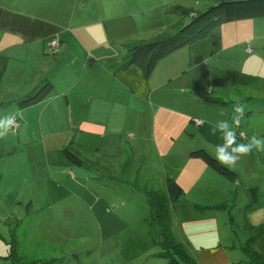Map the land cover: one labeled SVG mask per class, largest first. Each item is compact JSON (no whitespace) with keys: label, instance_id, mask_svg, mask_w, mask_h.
<instances>
[{"label":"rangeland","instance_id":"374dc122","mask_svg":"<svg viewBox=\"0 0 264 264\" xmlns=\"http://www.w3.org/2000/svg\"><path fill=\"white\" fill-rule=\"evenodd\" d=\"M132 1L0 0L2 9L58 28L54 39L33 42L0 31V72L5 69L0 100L6 104L0 120L11 115L17 125L0 138V264L20 263L9 256L11 239L15 240L13 228L19 229L15 244L22 262L172 264L168 253L180 252L184 255L180 264H264V192L249 202L242 200L241 194L246 195L242 184L250 180L240 170H235L233 182L224 178L231 191L221 199L231 202L220 207L223 210L212 211L213 205L180 218L171 208L167 232L172 239L154 232L146 190L166 194L165 180L171 176L165 175V169L172 171L173 157L180 160L177 152L187 134L174 137L172 130L180 127L181 117L176 114L165 120L160 110L152 139L148 136L152 105H146L143 112L142 102L133 100L131 109L142 115L132 152L126 133L121 139V117L126 116L128 98L121 81L133 83L136 72L123 77L124 70L115 64L125 56V45L150 42L166 33L159 27L175 19V8L196 14L220 0H182L174 9L159 6L158 10L149 7L151 0H134L141 5L138 12ZM120 5L123 12L116 11ZM189 19L185 17L181 25ZM256 20L262 33L260 46H245L259 57L246 63L251 70L262 64L264 69V17ZM51 40L56 42L53 47L48 44ZM227 55L220 64L223 72L241 70L243 65ZM238 60L243 62L244 56L239 54ZM42 81L55 87L46 100L22 114L7 113ZM236 95L245 97L246 90L240 88ZM135 128L131 126L132 131ZM22 132L25 140L17 143ZM121 141L127 149L123 154ZM64 148L75 159H67ZM7 159L15 163L10 165ZM259 166L264 174V163ZM250 178L264 184L259 172L250 173ZM205 183L214 193L208 199L218 198L219 182L207 178Z\"/></svg>","mask_w":264,"mask_h":264},{"label":"crops","instance_id":"0c3cea01","mask_svg":"<svg viewBox=\"0 0 264 264\" xmlns=\"http://www.w3.org/2000/svg\"><path fill=\"white\" fill-rule=\"evenodd\" d=\"M180 2L182 0H151L149 7L158 10L159 6L174 7L176 6L175 4ZM131 5L137 12L141 6L139 2L136 4L134 0ZM118 10L123 12L121 5L117 7L116 11ZM176 17L175 19L169 18L171 21L165 22L163 26L159 27L160 30H173L179 24V19L177 17V21ZM259 18L261 17L233 19L222 23L203 38L188 46L179 48L161 59L146 78H143L141 72L135 66H130L121 72L123 77L128 78L132 77L134 72H136L133 83L127 84L123 80L121 81V89L125 91L128 97L124 107L126 116L125 118L121 117V139L123 138L122 133H126L125 137L131 142L127 144L132 148V152L136 151L135 143L138 141L136 138L140 136L141 129L139 116L142 115V113H135L131 109L130 106L133 100L142 102L141 108L143 112L146 105H152L153 118L147 117L152 123L151 132L148 135H151L152 139H155L154 132L158 128L160 110H164L162 117L165 120L176 114L181 117L180 127L172 130V133L176 134L174 137L187 134L181 139L182 146L179 147L177 152L180 160L173 157L172 171L167 173V169H165V175L171 176L183 190L182 200L180 199V201L169 208V214L172 208L175 216L186 218L188 215L201 213L195 205L204 209L207 208L206 210H210L209 206L215 205L212 210L215 211L223 210L220 207H227L226 204L231 202L230 199L228 201L221 199L228 196L231 191V189L230 191L227 190L229 187L223 182L225 181L224 178L214 173L200 159H193L189 156L191 151L198 149L205 150L215 156V146L221 144L222 139L219 132L215 136L210 134V129L213 125L218 121H227L230 127L236 131L238 144L247 143L253 135L264 137V69L261 67L263 64L256 70L247 69L246 63L250 62L251 64V61L257 60L259 57L253 55L254 50L252 48V54L247 53L245 49L247 45L256 48L260 46L262 33H260L261 27L257 22L258 20H256ZM227 54H230L233 61L243 65L241 70L238 67L223 72L224 68L222 69L220 64L222 59L229 57ZM239 54H242V57L244 56L243 62L238 60ZM123 57L124 55H121V59L115 66L120 65ZM86 65L88 66L87 63ZM199 67H202V69L197 73ZM3 71H5L4 67L0 72V77ZM54 88L53 85V91ZM240 88L246 90L247 95H244L245 97L243 95L235 96V92L238 93ZM164 95H167V98ZM165 98L166 101L164 100ZM254 98L259 100L255 101ZM210 100H218L223 103ZM16 101L14 103L15 107H9L7 113L11 110H16L14 113L19 111L22 114L24 110L28 109H19ZM0 102H5V100H0ZM237 104L244 106V114L240 117L238 125L234 123V117L237 113L233 110ZM227 108L234 112L228 114ZM193 118L201 120L202 124L193 123ZM253 122L257 123L252 124ZM132 125H136L135 131L131 129ZM19 131L18 126L16 132L19 133ZM241 133L244 134V138ZM25 136L26 134L22 132L21 140L18 138L17 143L24 142ZM27 146L28 143H26L22 151L24 156ZM0 148H3V146H0ZM124 152H127V149L123 141H121V154ZM3 158L5 157H2L1 161ZM7 161L10 165L15 163L13 159H7ZM261 163H264V151L257 152L253 150L250 155L241 157L235 167L230 168L235 172L236 176L238 172L235 170H240V174L245 173L250 180L248 185L242 184L246 195H241L242 200L245 202L253 200V196L264 192V184L255 182L254 178H250V173L254 176L255 172H259L264 176L259 169ZM120 166L121 164H118V167ZM207 178L219 182L218 191L220 193L218 198L208 199L214 193L210 185L205 183ZM187 194L191 199L187 197ZM165 196L167 197L166 194ZM209 200H214V204L210 205L208 203ZM169 218L172 220L171 215ZM18 230L11 229V235L14 236L16 243Z\"/></svg>","mask_w":264,"mask_h":264},{"label":"trees","instance_id":"16d2710c","mask_svg":"<svg viewBox=\"0 0 264 264\" xmlns=\"http://www.w3.org/2000/svg\"><path fill=\"white\" fill-rule=\"evenodd\" d=\"M178 9L175 8L174 14L179 18L180 22L172 31L161 33L158 35L159 37L150 42H137L124 46L125 56L119 65L120 69L124 70L130 66H135L142 69L144 76L148 77L157 62L161 59L177 49L188 46L203 38L222 23L232 21L233 19L264 17V0H220L217 4L206 7L196 14L191 9ZM187 16L190 17L189 21L185 25H181ZM0 31L17 34L33 42L54 39L58 33V28L49 23L11 13L0 8ZM52 91L53 84L49 81H42L31 94L17 100L16 105L19 109L33 107L42 102ZM210 101L223 103L218 100ZM5 105L4 102H0V115L4 112ZM62 151L66 154L67 159L69 157L75 159V156H72L69 149L64 148ZM189 156L202 160L207 167L219 176L227 178L232 182L235 180V173L230 168L217 164L214 157L209 155L205 150L198 149L191 151ZM154 186L157 188L155 184ZM165 189L167 197L164 192L155 189L146 190L149 191V194H145L148 196L147 204L150 206L154 232L160 236L172 239L167 232L171 221L169 218V208L181 199L183 190L172 178L165 180ZM195 207L199 208V210L204 209L198 205H195ZM11 241V254L9 256L12 260L20 262L19 264H26L28 262H31V264H62L61 259L49 262L36 261L32 263L33 260L22 262L23 259L16 250V241L13 239ZM168 256L172 264H180V258L184 257L180 252L173 255L168 253Z\"/></svg>","mask_w":264,"mask_h":264},{"label":"clouds","instance_id":"9594fccd","mask_svg":"<svg viewBox=\"0 0 264 264\" xmlns=\"http://www.w3.org/2000/svg\"><path fill=\"white\" fill-rule=\"evenodd\" d=\"M252 54V49H250ZM248 53V52H247ZM237 115L234 117V123L238 125L240 117L244 114V106L237 104L234 108ZM15 124L14 118L8 117L0 120V138L8 135L9 131L13 129ZM219 132L222 143L215 146V156L217 164L226 168H233L241 157L250 155L253 150L260 152L264 151V137H257L253 135L247 143H237L236 131L230 127L227 121H218L210 129V134L215 136ZM244 134L241 133V136Z\"/></svg>","mask_w":264,"mask_h":264},{"label":"built area","instance_id":"2783aa9c","mask_svg":"<svg viewBox=\"0 0 264 264\" xmlns=\"http://www.w3.org/2000/svg\"><path fill=\"white\" fill-rule=\"evenodd\" d=\"M56 42H55V40H51V41H49V47H53V46H55L56 44H55ZM246 51L248 52V53H251V51H250V48H246ZM192 121H193V123H195V124H197V125H201L202 124V122H201V120H199V119H196V118H193L192 119ZM15 126H17L16 124H15ZM242 137H244V135L242 136Z\"/></svg>","mask_w":264,"mask_h":264}]
</instances>
